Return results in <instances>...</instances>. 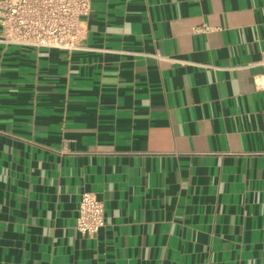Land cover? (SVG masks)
Here are the masks:
<instances>
[{
  "label": "crops",
  "instance_id": "0c3cea01",
  "mask_svg": "<svg viewBox=\"0 0 264 264\" xmlns=\"http://www.w3.org/2000/svg\"><path fill=\"white\" fill-rule=\"evenodd\" d=\"M83 25L71 53L0 42V264H264V0H93Z\"/></svg>",
  "mask_w": 264,
  "mask_h": 264
},
{
  "label": "built area",
  "instance_id": "2783aa9c",
  "mask_svg": "<svg viewBox=\"0 0 264 264\" xmlns=\"http://www.w3.org/2000/svg\"><path fill=\"white\" fill-rule=\"evenodd\" d=\"M93 0H0V42L74 52L85 49L83 18ZM106 225L104 201L95 193L81 195L76 228L93 237Z\"/></svg>",
  "mask_w": 264,
  "mask_h": 264
}]
</instances>
